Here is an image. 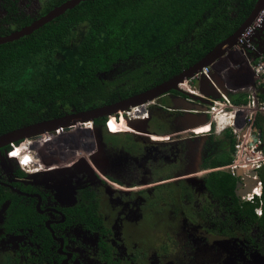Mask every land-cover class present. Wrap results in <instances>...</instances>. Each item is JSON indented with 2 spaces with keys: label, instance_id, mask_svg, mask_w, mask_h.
Returning a JSON list of instances; mask_svg holds the SVG:
<instances>
[{
  "label": "trees",
  "instance_id": "16d2710c",
  "mask_svg": "<svg viewBox=\"0 0 264 264\" xmlns=\"http://www.w3.org/2000/svg\"><path fill=\"white\" fill-rule=\"evenodd\" d=\"M67 0H56L52 8ZM256 0H86L19 40L0 45V134L45 120L78 113L143 92L201 60L218 43L231 35L251 13ZM9 13L16 12V0H0ZM9 21L4 19L3 22ZM27 17L13 19L18 29L31 23ZM0 27V36L8 34ZM77 38V42L74 39ZM76 43V44H75ZM74 45L72 56L64 50ZM264 56V55H262ZM138 60L137 88L125 89L105 82L101 75L118 62ZM175 93V92H174ZM260 99V98H259ZM264 100V96L261 98ZM261 100V101H262ZM244 96L234 104H246ZM95 128L105 133L104 120H94ZM255 127L260 125L255 121ZM229 152L207 158L202 169H217L231 164L234 138ZM259 168L262 183L260 198L253 202L235 196L237 178L229 172L213 170L204 178V188L228 215L229 225L236 217L241 233L255 227L260 250L264 253V168ZM21 176L22 173L17 171ZM70 215L87 229L98 227L85 196ZM11 202L4 225L5 233H23L36 223L31 209L17 205L8 189L0 186V206ZM261 208L257 216L255 209ZM6 215V216H7ZM234 223V222H233ZM227 227V226H226ZM30 240L48 253L45 230L31 232ZM222 236L231 237L223 230ZM32 262L43 263L32 256Z\"/></svg>",
  "mask_w": 264,
  "mask_h": 264
},
{
  "label": "rangeland",
  "instance_id": "374dc122",
  "mask_svg": "<svg viewBox=\"0 0 264 264\" xmlns=\"http://www.w3.org/2000/svg\"><path fill=\"white\" fill-rule=\"evenodd\" d=\"M55 1L56 0H16L15 13L12 11L10 5H8V8L11 10V12L6 13L5 8L2 6V4H0V24H4L2 22L6 18L9 21H5L4 28L8 29L9 31L17 30L18 28L16 27V24L13 23V19L24 16L33 21L52 9V5ZM262 11L263 12L258 18L259 22L253 26V29L247 36L246 40L242 39L235 47L226 50L209 66L203 68V70L198 72L195 76H193V78L181 84V87L182 85H185V89L188 91L193 92L198 97L207 99L209 101V104L205 105L206 109H208L207 111H210V107L213 106L212 102L217 100L215 98H220V101H224V98H226L225 94L230 95L231 92L240 90L244 91L245 87H247V98L249 102L245 111L247 114H251L253 119L251 126L255 125L254 123L257 120V123L261 128V136L264 137V122L258 120L261 117L260 114H264V112L261 110V108L264 106L260 104L262 101L256 102L255 100L256 96H258L260 89L259 87L264 86V84L260 82L262 79L258 78L256 76L257 74L253 71L258 59L264 55V8ZM74 42H77V38L74 39ZM64 51L65 52L63 53V56H72L75 51L74 45ZM245 61H247L252 69L250 68V70H247ZM138 62V60L133 59H130L126 62H118L112 67L110 71L101 75V78L113 86H123V88L127 90L133 88L140 89L141 84L137 81L138 79H135L137 77L136 71L139 66ZM224 68H227V71H222ZM206 91H208L207 96L205 95ZM218 92L223 93L222 97ZM253 97L255 98L253 99ZM159 98H156L144 105L146 119L149 118L151 109L156 107L161 108V100L159 101ZM125 111L129 112L130 109ZM204 115L210 116V113ZM160 116L161 113H159L158 117L155 118L153 125H155V128H158L159 130L164 129L166 131L169 129L168 124L170 123V120L173 121V119H170V117L166 118V116H161L163 119H160ZM114 117L118 116L114 115ZM124 118L126 117L124 116ZM107 119L108 117L106 118V121ZM102 131L107 134L106 130ZM255 134L257 135V131L253 130L252 135L256 136ZM119 136L120 138H126L127 144L125 150L130 151L127 153H129V155L132 157L131 161L128 162L126 160L124 162L125 175L129 173L130 177H132L131 180H134L133 178L135 176H133V173L135 170L133 168L138 166V169L136 170L137 180L139 177L155 178L158 176V171L156 170L158 167L154 166V163L161 159V163L163 164V160H165L169 154L166 147H164V145L151 144L150 141H148L145 145H137L134 147L133 137H128L125 135ZM74 138H77V140L80 142L85 140V145H91V143H93L95 149L99 148L98 131L94 127H92L90 131L86 132L78 129H71L67 134L60 137H55L54 140L47 142L53 144L51 147L43 146L45 143L35 146L37 144H35L34 139L39 140L37 137L32 138L33 140L30 138L23 139L0 150V174H2V177L6 178V180L11 181L14 178L13 172L15 170H19L23 173V178L25 180L32 181L33 183H36L37 181L48 182L51 180L50 173L36 171L34 165L21 167L18 165V162H20L18 159H16L17 161L14 159L12 160L7 156V153L10 150H15L16 146L19 147L23 143L26 144L29 142L32 144V148L37 147L36 151H34V154L41 161V153L46 152L48 154L50 151L56 153V155L59 156L75 155V166L68 168L67 164L65 163L63 165H58L57 169H62L63 175L68 179H71L75 175L81 176L82 174H85V168L82 164H84L83 160H87L88 153L83 151L84 146L81 144L73 148V143H75L73 141ZM38 142L40 141H37V143ZM58 144H60L61 148L64 149H58ZM260 144L263 147L262 156L264 157V139H260ZM134 155L137 156L138 163L133 161ZM255 157H252V159L254 160ZM255 160L257 161V164L253 166H263L264 168L263 160ZM238 163H240V161L237 162V165ZM194 172L195 173L187 176L185 180V184L189 186H185L186 192L187 194L190 193L191 198H188L186 193L183 194L180 191L181 186L178 187L179 181H174V184L177 182L178 183L173 185L172 194H169L168 189H163L165 191V196H160L159 194L156 196V189L153 191L154 194L152 197L150 199L146 198L144 201L153 205L158 204L157 207L163 201L166 203V205H170V209L178 204L185 205L186 208L196 213L198 216L197 218H200L199 222L197 224H188L186 222V218L182 215L185 224L181 222L176 226L177 223L172 222L171 225L169 221L168 223L167 220L163 218V220H165L167 223H164L163 221L161 224L152 225L149 234L150 238H148L146 234L136 227V223L139 220V214L147 212L146 210L149 211V209H147V207H145L143 204H135V201L129 203L126 197H124V199L122 198V203H117V201L111 200L109 195L106 193V188L110 190V193L115 188L109 186L105 182H99L97 177L94 176L93 180L89 183V186L93 188V191L100 199L101 203L99 214L104 221L103 225L107 229L111 230V235H109L107 239L110 242H113L114 239L115 243H118V245L122 247L119 248V253L115 252V256L117 258H124V254L127 253H120L121 249L128 252H133V250L143 248L146 252V255L141 257V264H194L192 258L186 256V254L194 250L192 244L188 243V241H190L191 243L199 244V247L203 245V242H205V245H208V243L210 244V246L205 249L203 254L200 253L202 262L197 264H264V255L259 251L260 239L257 228L252 227L247 233H241L239 227L241 226L242 222H239L235 219L232 222H229V225H215L207 219L208 217L216 216L221 219L225 213L221 207H217V204H213V202L209 201L208 194L203 188V178L205 174H203V172H197V170H194ZM72 180L76 181L75 178H72ZM140 187H142V185ZM146 187H149V185H145V188ZM182 188V191L184 192V185ZM39 189H42V187H39ZM66 189H62L61 195H57V193H60L61 189H56L55 200H59L60 202L64 201L63 199H68L67 202L69 205H71L75 202L76 193L78 196L77 190L79 188L75 187L72 189ZM60 197H62V199H59ZM159 197H161L160 200H156ZM179 199L180 201H178ZM55 200H50L49 203L53 204ZM208 203L213 204L211 210L212 212H210L211 216L206 215L204 210H201L202 208H205ZM5 207L6 206L4 205L2 209L4 210ZM1 213L3 214V212ZM1 213L0 217L2 216ZM202 216L207 218H202ZM215 228L230 231L235 240L219 238L216 237V235L212 236L206 232H203V229L213 230ZM60 233H64L69 250L80 256L84 264H102L96 256L95 250V244L97 242L98 235H90L83 231L80 226L75 225L61 228ZM23 240L24 238H21L20 236H10L1 243L2 240L0 239V264H6L10 261L7 260V255L12 254L15 250L17 251L18 244L23 242ZM181 240L183 241L179 244V241ZM166 241L171 242L170 244L173 245L176 244L177 246L166 247L167 255L164 259L156 254H160V251L153 247V243L155 242L160 245ZM26 262L27 260L24 259L22 255H19V260H17V262L13 261V264H27ZM9 264H12V262L10 261Z\"/></svg>",
  "mask_w": 264,
  "mask_h": 264
},
{
  "label": "flooded vegetation",
  "instance_id": "af4514ba",
  "mask_svg": "<svg viewBox=\"0 0 264 264\" xmlns=\"http://www.w3.org/2000/svg\"><path fill=\"white\" fill-rule=\"evenodd\" d=\"M2 23L5 24V22ZM4 24H0V27L1 26L5 27ZM11 32H9L8 34H10ZM222 71H227V68H224ZM183 86L185 87V85ZM185 88L181 87L183 93L181 92L174 93L172 91L170 94H176L183 98H186V95H184V93H188L189 91ZM170 94L163 95L158 99L159 101L161 100L160 102L161 108L156 107L154 109H151L150 116L147 119V130L149 131V133H151V135L148 136L142 135L141 133L135 131V129H133L129 125L130 121L132 122L140 121L141 119L146 117L145 114L139 116L143 106H138V107L130 108L129 112L127 111L119 112V114L117 115L118 117L109 116L106 123L107 129L105 127L106 118H98L100 120H104V127L105 130L107 131V134L105 133L102 134L101 132L98 131L99 148L95 149L93 143H91V145H85L84 144L85 140L84 141L82 140L80 142L77 140V138L76 139L74 138L73 141L77 143L76 144L73 143V148L81 144L84 146L83 151L88 153L87 160H83L84 164H82L85 168V174H82L81 176L75 175L74 177H72L75 178L76 181L72 180V178L68 179L67 177H65L63 175L62 169H57L58 165H63L65 163L67 164L68 168L75 166L74 165L75 155L59 156L56 155V153L50 151L48 152V154L46 152L41 153L42 154L41 157L42 161H41L34 154V151H36L37 147L34 148L30 147L27 156L26 154L21 153L20 159L11 156L14 150H12L10 154L7 153L9 158L15 160L18 159L20 161L18 162L19 166L27 167L30 165L32 166L34 165L35 166L34 168L37 169V170L35 169L36 171H41L42 173L48 172L50 173V177H51V180L48 182L37 181L36 183H33L32 181L25 180L23 178L24 175L22 172H21L22 175L20 176L17 172L19 170H15L13 172L14 178L11 181L6 180V178L2 177V174H0V182L4 184L0 186L8 189L9 195L13 196L16 199L17 205L28 207L29 209H31L33 214L36 215L35 217L36 223L34 224V227L29 230V233L25 234L23 233V230L19 229L18 230L19 232L17 234L15 233L8 234L5 233L4 231V225L7 223V219L9 217V215H7L6 212L11 202L7 200L1 204L0 213L3 212V214L1 213L2 216L0 217V239L2 240L1 243L5 241L7 237L10 236L11 237L20 236L21 238H24L23 242L18 244L17 251L15 250L12 254L7 255L8 258L7 260H10L13 264V261L17 262V260H19V255H22V257L27 260L26 262L27 264H84L80 256H78L75 252L69 250L68 243L66 241V237L64 233H60L61 228L75 225V226H80L83 231L87 232L90 235H98L97 236L98 239L95 244V250H96V256L98 257V259L102 264H141L142 263V260H140L141 257L142 256L144 257L146 255V252L144 251L143 248L138 250H133V252H128L126 250L121 249L120 253L122 254L127 253L124 254V258L121 257L117 258L115 256V252L119 253V248L122 247L118 245V243H115L114 239L113 242L112 241L110 242L107 239L108 236L111 235V230L107 229L103 225L104 221L101 215L99 214V208L101 203L100 199L93 191V188L89 186V183L93 180L94 176L97 177V180L99 182H103V183L105 182L109 186L115 188L111 193L110 190L106 188L107 191L106 193L109 195L111 200L117 201V203L118 202L122 203L123 201L122 198L124 199V197H126L129 203L135 201V204L136 203L143 204L145 205V207H147V209H149V211L146 210L147 212H143L142 214H139V220L136 223V227L144 234H146L148 238H150L149 234L152 225L161 224L163 221L164 223H167L169 221L171 225L172 222L177 223L176 224L177 226L178 223L179 224L181 222L184 223L182 215L186 218V222L188 224H194V223L197 224L199 222L200 218H197L198 216L196 215V213L186 208L185 205L178 204L175 207H172V209H170L169 208L170 205H166V203L163 201L160 203L158 207H157L158 204L153 205L151 203H146L144 201L146 198L150 199L154 194L153 191L156 189H157L155 193L156 196L157 194H159L160 196H165V191L163 189H168L169 194H172L173 185H176L178 183L177 182L174 184V181H179L178 187L181 186L180 191L183 194L184 193L187 194L185 188V186H187L185 184L186 183L185 180L187 176L191 175L194 172V170H197V172H203V174H205L206 176V174L213 171L214 169H206V170L202 169L201 165L203 164L204 160L207 158H214V156H216L218 153L221 152L227 153L229 152L231 147L230 145L231 143L229 142L226 136L227 133L225 135L226 137L223 139L225 140L227 138L226 139L227 141L226 143H223L225 145H222V142L219 138L220 134L219 135L217 134L219 132L216 129V124H214L213 122L214 126L212 125V123L210 122L211 117L209 115L206 116V121L210 123L209 127L208 125H206L203 127L196 128L198 130L195 129L194 131H192L191 134L184 136V132H185L184 126L186 125L187 122L186 121L187 112L186 111L178 112L172 110ZM201 106L204 105L202 104ZM226 111L227 112L230 111V108H227ZM159 113H161V116H166V118L170 117V119H173V121L170 120V123L168 124L169 129L166 131L164 129L159 130L158 128H155V125H153V122L155 118L158 117ZM124 116L126 118H124ZM161 116L160 119H163ZM199 119H201V117H199ZM113 122L121 124V128L112 130L111 126ZM92 127L95 128L94 121L92 122V124L77 126L74 127V129H78V130H82L83 132H86V131H90ZM227 129L228 128H226L224 131H226ZM229 132H231V130ZM67 133L68 131L63 133L59 132L58 134H54V135L42 134L40 138H38L39 140L34 139V142L36 144L37 141H40L41 143H45V145L43 146L51 147L53 144L47 142L54 140L55 137H60ZM119 135L133 137L134 147L137 145H145L148 141H150L151 144L164 145V147H166L169 154L167 158L163 160V164L161 163L162 162L161 159H159L157 162L154 163V166L158 167L156 169L158 171L157 173L158 176H156L155 178L139 177V179L137 180L136 170L138 169V166L133 168L135 170V172L133 173L134 174L133 176H135L133 178L134 180H131L132 177H130L129 173L125 175L124 162L126 160L128 162L131 161L132 157L129 155V153H127L130 151L125 150L127 144L126 138H120ZM30 139L33 140L32 138ZM26 145H30V143L28 142L26 143ZM58 146H59L58 149L60 150L64 149L61 148L60 144H58ZM20 147L21 146L19 147L16 146L15 150H17ZM28 156L30 157V159ZM23 160H24V165H22ZM101 160L103 161L101 162ZM133 161L138 163V159L136 155H134ZM95 162L97 163V165H99L98 167L95 166ZM257 170L255 175L258 176ZM251 171L252 170H246V173L248 174ZM239 180L240 179L237 178V182ZM252 180L255 181L253 177ZM141 185L142 187H140ZM145 185H149V187L145 188ZM183 185H184V192L182 191ZM39 187H42V189H39ZM75 187L79 189L77 190L78 196L76 193L75 202L73 204L69 205L67 202L68 199H63L64 201H60V202L59 200H55L56 189L59 190L61 189L60 193H57V195H61L62 189H66V188L72 189ZM203 188H204V184H203ZM204 190L206 191L205 188ZM206 193L208 194L209 201L213 202V204H217V207H219L217 201L213 200L207 191ZM234 193H235V189H234ZM81 196L86 197L84 203L91 205V211L93 212L94 217L96 218V221L98 223V227L95 230L87 229L83 224L76 222L74 218H72L70 215L71 211L75 208V206L79 202H82ZM187 196L188 198H191L190 193L187 194ZM160 198L161 197L157 198L156 200H160ZM59 199H62V197H60ZM50 200H55V202L53 204H50L49 203ZM178 201H180V199ZM213 204L208 203V205H206L205 208H202L201 210L202 211L204 210V213L206 215L211 216L210 212H212L211 210ZM4 205L6 207L3 210L2 208ZM224 213H225L224 216H222L221 218L222 221L225 220L226 216L228 215L226 211H224ZM163 218L166 219L167 222L163 220ZM202 218L206 219L207 217L202 216ZM207 219L212 224L223 225L221 219L217 216L208 217ZM234 219L237 220L236 217H233L231 221H233ZM34 230H38V231L45 230L46 233L45 236L47 238V241H49L48 253L46 255L42 254L43 249L41 245L37 242L33 243L29 238L32 235L31 232H33ZM222 231H223L222 229H217V228L213 230L203 229V232L204 233L206 232L209 235L212 236L216 235V237L219 238L235 240L233 236L231 237L222 236L221 235ZM182 241L183 240L179 241V244ZM170 243L171 242L166 241L165 243L158 245L157 243L154 242L153 247L160 251V254L158 253L156 254L159 255L161 258L165 259V256L167 255L166 247L177 246L176 244L173 245ZM188 243L192 244L194 250L186 254V256L192 258L194 264L202 262L200 253L203 254L205 249L209 247L210 244L208 243V245H205V242H203V245L199 247V244L191 243L190 241H188ZM259 251L261 252V254L264 255V253L260 249ZM32 256L41 257L43 263H38L33 261L31 262L30 258ZM9 262H7L6 264H9Z\"/></svg>",
  "mask_w": 264,
  "mask_h": 264
},
{
  "label": "water",
  "instance_id": "95a60500",
  "mask_svg": "<svg viewBox=\"0 0 264 264\" xmlns=\"http://www.w3.org/2000/svg\"><path fill=\"white\" fill-rule=\"evenodd\" d=\"M83 1L86 0H67L61 3L60 5L50 9L44 15L33 20L31 23L20 28L19 30L13 31L6 36H0V45L13 42L19 40L24 36L30 35L35 30L51 22L58 16L64 14L67 10L76 7L79 3ZM263 8L264 0H256L251 13L236 31H234L231 35H229L227 38L218 43L213 49L206 53V55L201 60L191 65L187 69H184L179 74L171 77L170 79L160 84H157L143 92L132 95L122 100H118L108 105L98 106L78 113L65 114L58 118L32 123L0 134V150L23 139L36 137L40 138L42 134H58L59 132L63 133L74 129V127L77 126L92 124L95 119L107 118L111 115L116 116L119 114V112L125 111L132 107L143 106L139 115L142 116L146 113L144 109V105L146 103L151 102L152 100L159 98L163 95L170 94L172 91L183 93V91L181 90V84L193 78V76L203 70V68L209 66L217 57L222 55L226 50L235 47L237 45V40L239 39V37L259 17ZM190 92L191 91H189L188 93H184V95H186V98H183L176 94H170L172 110L178 112H187V122L184 126V136L191 134L192 131L199 127V122H197L198 116L205 117L203 113L204 111H206L205 105L209 104V101L207 99L198 97L192 92ZM205 95H208V91L205 92ZM202 104L204 106H201ZM201 124L202 123H200V125ZM129 125L133 129H135V131L141 133L142 135H151V133H149V131L147 130L146 117L141 119L140 121H130ZM256 131L257 135L256 137L254 136V142L261 138V130L258 129ZM102 161L103 160H101V162ZM95 166L98 167L99 165H97V163L95 162ZM255 174L256 173L254 170L247 174L245 168L237 169L236 177L240 179L236 183L235 187V195L237 198L240 199L251 192L252 187L255 185V181L252 180V177ZM0 185L4 184L0 182Z\"/></svg>",
  "mask_w": 264,
  "mask_h": 264
},
{
  "label": "built area",
  "instance_id": "2783aa9c",
  "mask_svg": "<svg viewBox=\"0 0 264 264\" xmlns=\"http://www.w3.org/2000/svg\"><path fill=\"white\" fill-rule=\"evenodd\" d=\"M263 12V11H262ZM261 12V13H262ZM260 13V14H261ZM260 17V15H259ZM258 17V18H259ZM256 19L251 26L239 37V39L237 40V44L242 40V39H247V36L250 34L251 30L253 29V26L259 22V19ZM253 71L257 74L256 76L258 78H261L262 80L260 82H262L264 84V56H261L256 65L253 68ZM255 97H253L254 99ZM256 100V98H255ZM254 102V101H252ZM257 102V101H256ZM213 106L210 107V111H208L207 113H210V116H217V115H221V114H226V116L228 118H230V123L228 125H221L218 123V120L214 118L215 124H216V129L217 131L221 130V132H223L226 128L230 129L232 134L234 135V137L236 138V144L234 146V152H235V159L234 162L232 163V165L229 167V173L232 176H236V171L238 168H245L246 170H257L260 168V166H253L257 164V161L255 159H261L264 161V157L258 153H256V148L257 145H252V143H250V135L251 134H247V132H245V134H242L243 130L242 128L239 127V125L242 123V121L244 122V124H247L246 128H249L252 125V117L251 114H247L246 116H242L240 114L241 109L243 108H233L231 107V111L227 112L226 106H223L222 104H220L218 101H213L212 102ZM261 105L264 106V101H262L260 103ZM261 110L264 112V107L261 108ZM213 119L211 118V121ZM106 123L107 121H105V127H106ZM229 126V127H227ZM107 129V127H106ZM247 131V129H246ZM11 151L8 153L10 154ZM256 153V154H255ZM256 156V157H255ZM252 157H255V159L253 160ZM237 165V162H239ZM253 178L255 179V185L253 186V188L251 189V192L246 194L245 196H243L241 198V200L243 201H247V202H253L256 198H260L261 197V193H262V183L259 180L257 175H254ZM255 213L257 214V216L261 215V208H257L255 209Z\"/></svg>",
  "mask_w": 264,
  "mask_h": 264
},
{
  "label": "crops",
  "instance_id": "0c3cea01",
  "mask_svg": "<svg viewBox=\"0 0 264 264\" xmlns=\"http://www.w3.org/2000/svg\"><path fill=\"white\" fill-rule=\"evenodd\" d=\"M239 56V55H238ZM245 65H246V67H247V70H250V66H249V64L247 63V61H245ZM243 69H244V67H243ZM252 69V68H251ZM182 87L183 88H185L183 85H182ZM254 88V87H253ZM260 89H259V92H258V96H256V101H261L262 99V96H264V86H261V87H259ZM247 91H248V88L247 87H245V89H244V91H236V92H231L230 93V95L229 94H225L226 95V98H224L225 100L224 101H220V98H215V99H217V100H215V101H218L220 104H222L223 106H226V109L227 108H230V111L232 110L231 109V107H233V108H243V109H241L240 110V114L242 115V116H246L247 115V112L245 111V109L248 107V98H247V96H248V93H247ZM219 94H220V96L222 97V95H223V93H220V92H218ZM241 96H244L246 99H247V103L246 104H234V101L237 99V98H239V97H241ZM260 98V99H259ZM219 99V100H218ZM223 99V98H222ZM262 101H264V100H262ZM261 103V102H260ZM225 109V110H226ZM208 109H206V111H204L203 113L204 114H206L207 115V111ZM230 111H228V112H230ZM260 119H258V120H260V121H263L264 122V114H260ZM225 117V116H224ZM221 118V120H223V119H225V118ZM205 118V119H204ZM211 118L213 119L212 121H210L211 123H212V125L214 126V124H215V121H214V118H215V116H211ZM228 118V117H227ZM229 120H230V118H228ZM227 119V120H228ZM220 120V121H221ZM197 122H199V127H203V126H206V125H208V127H209V125H210V123L208 122V121H206V116L205 117H201V119L199 120V116H198V119H197ZM213 122H214V124H213ZM200 123H202L201 125H200ZM229 124V123H228ZM227 124V125H228ZM221 126V125H220ZM198 127V128H199ZM227 127H229V126H227ZM239 127L240 128H242V130H243V132H242V134H245V132H247V134L249 133V134H251L250 135V143H253L252 145H257V148H256V153H258V154H260V155H262V149H263V147H262V145L260 144V139H263V137L261 136V138L260 139H258L256 142H254L253 140H254V135H252L253 134V130L254 131H256V130H260L261 128H258V127H255V125H253V126H250L249 128H246L247 127V124H244V122L242 121V123L239 125ZM230 128V127H229ZM231 129V128H230ZM230 129H227L226 131H230ZM246 129H247V131H246ZM226 131H224V132H221V130H219L218 132L219 133H217L218 135H219V138H220V140H221V142H222V145H225V144H223V143H226V139L225 140H223L226 136ZM231 133V135H233L232 134V132H230ZM256 135V134H255ZM256 137V136H255ZM233 138H235L234 137V135H233ZM236 139V138H235ZM235 141V140H234ZM235 144H236V142H234V146H235ZM255 153V154H256ZM232 158H233V160H232V162H231V164H229V165H227V166H225V167H220V168H217V169H214V170H225L226 172H229V167L232 165V163L234 162V159H235V152L232 154ZM262 167V166H261ZM252 170V169H251ZM255 171V170H254ZM193 173H195V172H193ZM256 173V172H255ZM189 176V175H188Z\"/></svg>",
  "mask_w": 264,
  "mask_h": 264
},
{
  "label": "bare ground",
  "instance_id": "6f19581e",
  "mask_svg": "<svg viewBox=\"0 0 264 264\" xmlns=\"http://www.w3.org/2000/svg\"><path fill=\"white\" fill-rule=\"evenodd\" d=\"M186 87V86H185ZM142 110V109H141ZM134 111V110H133ZM122 112V111H121ZM140 113H141V111H140ZM225 116V117H224ZM225 118V119H223V120H221V118ZM215 119H217L218 120V123L220 124V125H227L228 123H230V120L227 118V116H226V114H221V115H217V116H215ZM228 119V120H227ZM221 120V121H220ZM120 129L121 128V124H118V123H116V122H113L112 123V126H111V129L112 130H116V129ZM196 130H198V129H196ZM52 135H54V134H52ZM48 141V140H47ZM37 145H35V146H38V144H40L41 145V142H38V143H36ZM21 147L20 148H18L17 150H14L13 152H12V154H11V156L12 157H16V158H18V159H20L21 158V153H23V154H26V156H27V153H28V151H29V149H30V147L32 146V144L30 143V145H26V144H22V145H20ZM30 151H32V150H30ZM29 155V154H28ZM29 157V156H28ZM27 157V158H28ZM29 159H30V157H29ZM26 160V159H25ZM23 163H22V165H24V160L22 161ZM29 164V163H28ZM42 167V166H41ZM37 170V169H36Z\"/></svg>",
  "mask_w": 264,
  "mask_h": 264
},
{
  "label": "clouds",
  "instance_id": "9594fccd",
  "mask_svg": "<svg viewBox=\"0 0 264 264\" xmlns=\"http://www.w3.org/2000/svg\"><path fill=\"white\" fill-rule=\"evenodd\" d=\"M10 151H11V150H10ZM10 151H9V152H10ZM9 152H8V153H9ZM7 156H8V154H7ZM10 159H11V158H10ZM12 160H13V159H12ZM14 160H15V159H14Z\"/></svg>",
  "mask_w": 264,
  "mask_h": 264
}]
</instances>
